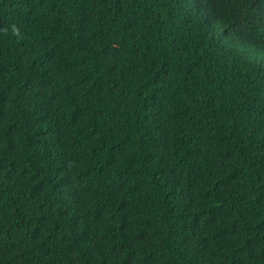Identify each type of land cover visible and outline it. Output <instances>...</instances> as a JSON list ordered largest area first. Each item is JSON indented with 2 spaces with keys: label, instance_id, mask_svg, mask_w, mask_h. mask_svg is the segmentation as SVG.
<instances>
[{
  "label": "trees",
  "instance_id": "1",
  "mask_svg": "<svg viewBox=\"0 0 264 264\" xmlns=\"http://www.w3.org/2000/svg\"><path fill=\"white\" fill-rule=\"evenodd\" d=\"M0 264H264V0H0Z\"/></svg>",
  "mask_w": 264,
  "mask_h": 264
},
{
  "label": "clouds",
  "instance_id": "2",
  "mask_svg": "<svg viewBox=\"0 0 264 264\" xmlns=\"http://www.w3.org/2000/svg\"><path fill=\"white\" fill-rule=\"evenodd\" d=\"M203 15H204V14H203ZM204 19H205V20H208L209 18H208L207 15H204Z\"/></svg>",
  "mask_w": 264,
  "mask_h": 264
}]
</instances>
